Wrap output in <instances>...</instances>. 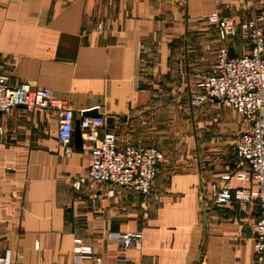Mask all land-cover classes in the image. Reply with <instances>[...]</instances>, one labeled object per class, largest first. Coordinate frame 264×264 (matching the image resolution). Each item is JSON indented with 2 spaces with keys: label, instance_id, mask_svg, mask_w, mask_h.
I'll list each match as a JSON object with an SVG mask.
<instances>
[{
  "label": "crops",
  "instance_id": "crops-1",
  "mask_svg": "<svg viewBox=\"0 0 264 264\" xmlns=\"http://www.w3.org/2000/svg\"><path fill=\"white\" fill-rule=\"evenodd\" d=\"M214 13L243 22L264 15V0H0V74L9 84L49 89L76 119L97 110L105 117L100 133L116 132L120 147L143 143L164 153L159 199L145 215L125 191L107 197L72 186L87 171L91 143H69L65 152L55 108L0 112V250L19 254L14 264H72L74 238L90 242L101 264H118L109 232L141 233L139 246L123 252L126 264H197L201 255L207 264H255L253 214L211 201L204 209L200 199L221 174L247 170L234 151L199 155L248 126L223 105L204 114L216 101L199 110L191 103L219 46L206 22ZM226 46L247 52L239 37Z\"/></svg>",
  "mask_w": 264,
  "mask_h": 264
},
{
  "label": "built area",
  "instance_id": "built-area-1",
  "mask_svg": "<svg viewBox=\"0 0 264 264\" xmlns=\"http://www.w3.org/2000/svg\"><path fill=\"white\" fill-rule=\"evenodd\" d=\"M206 22L214 28L219 46L212 66L195 82L196 92L191 100L193 103L205 99L216 101L232 108L248 122L247 128L234 140V154L240 167L245 164L247 170H231L221 174L219 180L210 182L207 191L201 192V204L204 209L208 201L217 205L235 204L242 214H253L254 262L264 264V15L253 14L237 22L214 13L206 17ZM237 37L247 44V52L241 55L231 54L226 46L229 40ZM49 106L57 110L56 137L67 152L76 119L73 109L53 98L47 88L33 87L23 81L12 85L7 76L0 74V112L14 107L43 109ZM78 119L81 137L91 146L87 171L74 177L72 186L76 190L83 184L94 190L96 187L104 189L107 197L125 191L139 198L146 215L150 202L159 199L154 180L164 153L143 143L118 146L116 132L105 129L100 133V128L105 126L102 115ZM233 177L250 187L233 186ZM141 238L140 232L107 234V239L113 241L120 252L116 259L118 264H126L123 252L139 246ZM15 255L19 257L9 248L0 250V264H14ZM72 264H101V260L90 242L74 238ZM197 264H207L205 257L201 255Z\"/></svg>",
  "mask_w": 264,
  "mask_h": 264
},
{
  "label": "rangeland",
  "instance_id": "rangeland-1",
  "mask_svg": "<svg viewBox=\"0 0 264 264\" xmlns=\"http://www.w3.org/2000/svg\"><path fill=\"white\" fill-rule=\"evenodd\" d=\"M191 99H192V97H191ZM191 103L196 106L195 107V108H197L196 110H199V108L201 107L200 106L201 103H196V102L193 103L192 100H191ZM221 106L222 105L220 104V106H218V108H213V109H210V110L205 107V108H203V112H204V114H208L207 112H209L211 114L213 112V110H215V113H217V112L221 113V111H223V108ZM207 119L208 118H207V115H206V120ZM191 122L192 121L190 120V122H189V131L190 132L192 131ZM198 131H200V129ZM237 134H238V132H237ZM237 134L231 132L230 135H228V137H230L229 140L227 141V143H224L223 145H218V146L212 145V146H205L203 148H200L199 149V155L202 154L203 155L202 157H204L206 160H211V159H216V158L219 159L220 156L224 157V156H226L228 154H231L234 151V140H235V137H236Z\"/></svg>",
  "mask_w": 264,
  "mask_h": 264
},
{
  "label": "water",
  "instance_id": "water-1",
  "mask_svg": "<svg viewBox=\"0 0 264 264\" xmlns=\"http://www.w3.org/2000/svg\"><path fill=\"white\" fill-rule=\"evenodd\" d=\"M100 115L101 114H99L97 112V110H95V109L83 111L81 113V117H84V116L95 117V116H100ZM70 143H74L77 146L81 145V143H82V138H81V133H80V128H79V119H75V124H74L73 133H72Z\"/></svg>",
  "mask_w": 264,
  "mask_h": 264
}]
</instances>
